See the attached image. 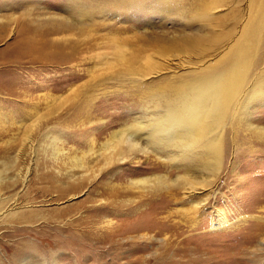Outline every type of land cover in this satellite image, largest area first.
Returning a JSON list of instances; mask_svg holds the SVG:
<instances>
[{
    "label": "rangeland",
    "instance_id": "1",
    "mask_svg": "<svg viewBox=\"0 0 264 264\" xmlns=\"http://www.w3.org/2000/svg\"><path fill=\"white\" fill-rule=\"evenodd\" d=\"M211 9L209 14L213 23L209 25L199 18L202 12L200 0H0V175L6 179L4 184L16 178L20 171L25 174L29 169L27 182L20 183L17 192L34 196L35 204L30 207L47 217L52 210L84 203L102 181L122 185L163 175L167 178L168 184L164 187L167 191L179 188L183 178L200 181L210 178L206 172L210 161L201 155V150L193 154L178 148L165 153L164 170L152 171L145 155L128 153L132 160L104 171L76 198L69 195L63 200H55L57 194L45 197L42 192L50 186L44 179L48 170L56 175L59 172L83 175V170L72 169L74 139L81 136L91 138L92 135L86 132L93 134L96 130L101 133L99 150L110 134L124 124L131 125L138 118L152 117L157 102L152 97L153 92H162L165 86L177 84L180 78L215 65L226 54L227 48L224 45L206 52L205 59L197 65L195 56L192 59L181 57V60L171 58L169 64L154 58L153 62L162 65V69L144 79L135 77L137 82L145 85L144 90H136L133 78L125 76L127 65L117 57L118 52L124 59H129L134 51L137 56V49L145 51L134 66L144 69L146 58L154 54L146 42L156 39V44L161 46H182L185 38L208 41L227 33L237 40L255 21L259 29L262 27V32L252 47L253 69L248 86L253 82L264 83V0H257V3L253 0H227L224 5ZM131 93L136 97L130 98ZM90 99H94L93 104L75 118L72 114L74 108ZM15 103L30 106L18 111ZM87 115L93 124L88 123ZM243 117L234 120L231 115L225 122L222 135L227 149L216 192L202 214L194 217L190 211L191 202L178 189V199L182 200L168 206L162 215L168 217L167 226L178 228L175 231L177 237L172 230H167L158 238L176 239L178 256L176 245L160 250L154 234H150L151 243L145 253L147 259L137 262L134 259L138 255H130V250L138 249L137 245L132 248L131 243L119 242V247L124 250L115 264H264L263 236L254 244L251 254L241 261L237 259L239 256L235 258L237 251L254 233L252 222L256 220L236 229L222 230L215 215V210L223 211L233 227L243 217H264V98L254 102L244 120ZM7 146L17 149L1 153ZM95 166L99 167L94 164L90 167L97 171ZM177 179L178 182L173 183ZM125 192L124 195L129 197L143 193L134 187ZM3 194L9 195L8 191ZM97 198L101 201L103 197ZM102 200L111 205L116 201L112 196ZM140 210L143 212L145 207ZM134 218L139 222L134 221L132 228L151 217L140 216L139 212ZM6 226L7 223H0L1 230ZM11 237L4 239L5 244H0V264L51 263L47 255L15 253L8 247V242L24 236ZM32 239L38 242V239ZM188 248L200 250L201 255L193 257L190 254L189 257ZM181 249L186 254L181 253ZM99 251L104 258L100 262L96 252L88 251L72 252V258L65 264H113L114 256L108 245Z\"/></svg>",
    "mask_w": 264,
    "mask_h": 264
},
{
    "label": "bare ground",
    "instance_id": "2",
    "mask_svg": "<svg viewBox=\"0 0 264 264\" xmlns=\"http://www.w3.org/2000/svg\"><path fill=\"white\" fill-rule=\"evenodd\" d=\"M200 1L202 12L199 18L211 25L213 23V18L209 14L211 6H213L212 11L224 5L227 0ZM253 3H257V0H253ZM259 27L253 21L237 40L227 33L208 41L185 38V44L182 46L175 44L169 47L161 46L156 44L158 43L156 39L154 42H146L148 47L153 48L154 54L146 58L147 66L144 69H137L134 66L138 64L139 59H142L139 57L145 51L137 49V56L134 51L129 59H124L122 53L118 52L117 57L127 65L125 76L133 78L131 80L135 84L133 87L136 90L137 88L144 90L142 88L145 85H142L141 81L137 82L135 77L144 79L157 73V70H161L162 65L153 62L154 58L168 63L171 58L181 60V57L192 59L195 56L198 58L197 65L205 59L206 52L220 49L224 45L227 48L226 54L215 65H209L204 69L192 72V75L180 78L177 84L165 86L162 92H153L152 97L157 102L152 117L148 119L138 118L131 125L124 124L125 126L120 130L110 134V138L101 145L99 150H97V146L101 133L95 132L96 130L93 131V134L86 132L87 135H92L91 138L81 136V138L74 139L75 148L72 153L75 155L71 158L72 169L83 170V175L77 176L73 172H59L56 175L48 170V174L45 175L44 179L48 180L50 186L42 192L45 197L57 194L54 197L55 200H63L69 195L76 198L89 182L97 181L104 171L116 164H124L132 160L130 157L134 153L143 154L147 157L146 163L149 165L150 170H164L166 169V165H164L166 159L163 158L165 153L178 148H183V150L193 154H197L201 150V155L210 161L207 163L206 169L210 178L207 177L201 181L196 178H183L179 188L167 191L164 187L168 182L163 175L132 180L122 185L102 181L84 203L66 209L52 210L46 217L30 207V205L35 204L36 199L34 196L17 192L19 184L27 182L29 169L25 174L20 171L19 175L6 185L4 184L6 179L0 175V223L8 224L5 229H0V232L3 231L0 233V244H5L4 239H10L11 236H24V238L15 241H7L10 245L8 247L17 254L26 252L30 256L42 257L47 255L51 259L50 264H59L60 262L65 264L70 257L72 258V252L84 253L88 251L96 252L97 260L100 262L104 258L99 250L108 245L114 256L113 264H115L120 252L124 250L119 247V242H126V245L131 243L129 245L132 248L137 245L138 249L130 250L131 257L138 255L134 259L137 262L147 259L145 253L149 243H151L152 237H150V234H154V241L157 242L160 250L169 249V247L176 245V256H178L176 239L168 241L164 237L158 238L167 230H172L173 235L177 237L175 231L178 228L172 225L167 226L168 217L162 215L168 206L182 200L178 199V189L191 202L190 211L195 218L202 214V211L209 205L211 196L215 194L216 182L227 149L222 135L226 120L231 115L234 120L237 117L244 116V120L250 106L264 98V83L253 82L251 86H248L250 83L249 76L253 69L251 61L252 47L255 41L259 39L258 35L262 32V27L260 29ZM260 82H263V80ZM134 97L136 96L131 93L130 98ZM93 100L90 99V101H85L75 107L72 113L73 116L75 118L80 117L84 110L90 104H93L91 103ZM14 106L18 108V111H20V108L24 111L30 104L25 103L24 106L22 105L23 109L18 103H15ZM27 116H30V114H27ZM87 119L89 124H93L90 116L87 115ZM83 124L87 123L84 122ZM84 129L86 130L85 127ZM16 149L17 147L7 146L1 150V153L7 154ZM128 153L131 155L128 156ZM78 154L81 157L77 156ZM152 157L155 160H151ZM170 161H173V159ZM91 164L99 165V167L95 166L98 167V170L96 171L94 167H90ZM179 179L173 183H177ZM129 187L139 188L143 193L141 192L142 194L136 197L124 195L127 194L128 191L125 192V190ZM4 191H8L9 195L3 194ZM110 196L115 197L116 201H114V204L112 202L113 205L102 200ZM97 197L103 198L100 201ZM120 198H124V201ZM126 198L128 199L126 200ZM142 207H145L143 212L140 210ZM152 207H155L154 210H152ZM80 211H83V213ZM139 212L140 216L145 214L151 218L145 221L141 220L140 222L143 223H140L136 228H132L133 223L139 222L137 221L139 214L136 217L137 219L134 218ZM78 213L81 214L78 216ZM215 215L222 225V230L236 229V227L239 228L251 220H256L251 221L254 223V233H252L245 246L237 251V256L235 255V258L239 256L238 260L241 258L243 260V257L245 258V256L251 254L254 244L259 238L264 237V217L253 215L243 217L238 219L237 226L233 227L232 224H229L223 211L217 209ZM191 221L193 224L194 221ZM32 238L38 239V242ZM44 244H46L45 247ZM188 249L186 253L189 257L191 255L193 257L201 255L200 250L196 248ZM184 250L187 251L186 248ZM180 252L186 254L183 249ZM183 254L182 257H185ZM158 256L161 258V255L158 254ZM253 264L258 263L253 262Z\"/></svg>",
    "mask_w": 264,
    "mask_h": 264
}]
</instances>
